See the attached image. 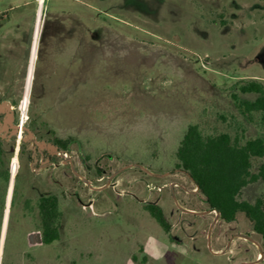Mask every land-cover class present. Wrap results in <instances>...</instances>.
<instances>
[{
	"label": "rangeland",
	"instance_id": "obj_1",
	"mask_svg": "<svg viewBox=\"0 0 264 264\" xmlns=\"http://www.w3.org/2000/svg\"><path fill=\"white\" fill-rule=\"evenodd\" d=\"M16 1L30 5L0 13V100L60 149L32 173L25 132L1 140L13 155L0 264H264L248 217L209 212L176 157L191 123L206 135L264 137L260 115L247 121L232 99L257 97L242 83L264 85V0ZM51 195L63 219L60 241L46 246L37 203ZM259 198L263 180L240 195ZM149 204L163 209L170 235Z\"/></svg>",
	"mask_w": 264,
	"mask_h": 264
},
{
	"label": "trees",
	"instance_id": "obj_2",
	"mask_svg": "<svg viewBox=\"0 0 264 264\" xmlns=\"http://www.w3.org/2000/svg\"><path fill=\"white\" fill-rule=\"evenodd\" d=\"M242 94H254V100L241 98L233 94L232 99L240 114L249 122L259 114L264 123V85L250 81L238 87ZM57 144L66 150L62 142ZM0 140V182L3 183V194L0 190V221L7 203V192L10 183L12 155L8 154ZM176 157L178 167L183 169L198 185L211 211L220 212V219L233 222L238 214L244 213L251 221L253 231L264 238V199L255 203L240 199L242 190L251 183L264 181V166L257 173L252 172V159L264 158V137L245 139L243 134L232 136L224 132L216 135L204 134L198 123H191L180 142ZM20 176L16 175L11 199L14 208L18 195ZM40 221L41 242L51 245L61 239L63 219L62 205L57 196H43L37 203ZM145 209L156 219L167 235L171 233L163 209L157 204H149Z\"/></svg>",
	"mask_w": 264,
	"mask_h": 264
},
{
	"label": "flooded vegetation",
	"instance_id": "obj_3",
	"mask_svg": "<svg viewBox=\"0 0 264 264\" xmlns=\"http://www.w3.org/2000/svg\"><path fill=\"white\" fill-rule=\"evenodd\" d=\"M2 101H6V100H0V102H2ZM7 102H9V101H7ZM13 108L14 107L12 105V110H13ZM3 119H4V115L0 114V122H2ZM15 124H16V112H15ZM18 126H20V125H18ZM22 128L23 127L20 126L19 133L16 136L10 137L7 134V136L5 138L0 137V140H2L4 142L5 141L9 142L14 137L19 136L21 134V132H25V134H26V136L24 138V145L25 146H24V148L22 150L23 151L22 152V154H23L22 158L24 159V162L29 166V168L32 171V173H35V172L39 173V172H41L43 170H46L47 168L51 167L54 164V160H55V158L57 156L56 150L52 147V146H54V147L57 146L55 144V141L51 142L49 140L45 141V140H42V139H38L37 135L30 128L25 127V128H27V129L32 131L33 137H31L29 135V133L27 131L23 130ZM16 173H17V171H16Z\"/></svg>",
	"mask_w": 264,
	"mask_h": 264
},
{
	"label": "water",
	"instance_id": "obj_4",
	"mask_svg": "<svg viewBox=\"0 0 264 264\" xmlns=\"http://www.w3.org/2000/svg\"><path fill=\"white\" fill-rule=\"evenodd\" d=\"M0 114L4 115V119L2 122H0V137L5 138L7 134L12 137L16 136L19 133L20 126L15 124V112L12 110V105L7 101L0 102ZM23 130L27 131L31 137H33V133L31 130L23 127ZM56 152L57 155L59 154V148L56 146H52ZM190 177V175H189ZM191 178V177H190ZM193 181V179L191 178ZM194 182V181H193ZM195 183V182H194ZM196 185V183H195ZM197 190L199 191L198 185H196ZM189 213H196L189 210H184ZM209 212H216L218 215V218L220 217V212L217 210L209 211Z\"/></svg>",
	"mask_w": 264,
	"mask_h": 264
},
{
	"label": "crops",
	"instance_id": "obj_5",
	"mask_svg": "<svg viewBox=\"0 0 264 264\" xmlns=\"http://www.w3.org/2000/svg\"><path fill=\"white\" fill-rule=\"evenodd\" d=\"M43 1H46V0H43ZM28 5H30L29 2L19 3L16 0H11V2L5 3V0H0V13H5L8 10L20 11V9H23V8L27 7ZM18 16H15V17H18ZM7 18H8V23H9L10 22V16L8 15Z\"/></svg>",
	"mask_w": 264,
	"mask_h": 264
}]
</instances>
